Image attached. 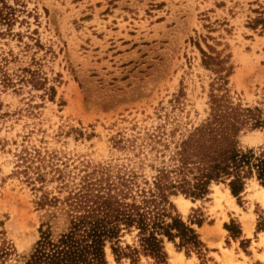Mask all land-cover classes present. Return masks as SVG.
I'll list each match as a JSON object with an SVG mask.
<instances>
[{
    "label": "rangeland",
    "instance_id": "rangeland-1",
    "mask_svg": "<svg viewBox=\"0 0 264 264\" xmlns=\"http://www.w3.org/2000/svg\"><path fill=\"white\" fill-rule=\"evenodd\" d=\"M6 3L13 18L0 23V245L13 251L0 264H20L42 223L64 230L65 206L50 201L87 178L109 170L133 181L139 196L161 168L176 166L181 139L209 115L211 93L222 92L221 72L205 54L227 60L234 103L264 111V0ZM239 141L258 148L264 129H245ZM254 180L233 195L238 207L224 182L213 181L201 198L171 193L205 250L187 253L165 239L164 264H264V204ZM108 261L131 264L110 252ZM140 264L157 263L141 254Z\"/></svg>",
    "mask_w": 264,
    "mask_h": 264
},
{
    "label": "trees",
    "instance_id": "trees-1",
    "mask_svg": "<svg viewBox=\"0 0 264 264\" xmlns=\"http://www.w3.org/2000/svg\"><path fill=\"white\" fill-rule=\"evenodd\" d=\"M0 2V23H10L13 11L5 10L6 0ZM205 56V64H213L221 72L217 81L222 92L211 93L209 115L181 139L175 153L176 166L161 168L153 182L139 190V196L133 191V181L103 170L64 198L54 197L50 202L65 206L66 228L53 232L50 225L42 223L20 264H109V252L117 261L127 257L131 264H140L141 254H145L164 264L165 239L187 253L203 255L205 243L200 234L175 209L169 195L181 191L201 198L216 181L227 183L231 193L240 198L247 179L253 177L264 186V144L243 147L239 141L245 129H264V111L234 103L226 87L231 72L225 65L227 60ZM7 79L5 73L3 81ZM173 171L176 179L171 177ZM196 220L202 224L201 219ZM225 227L233 231L230 225ZM134 232L135 241L126 242L125 236ZM12 251L13 246L4 240L0 258L9 257Z\"/></svg>",
    "mask_w": 264,
    "mask_h": 264
},
{
    "label": "bare ground",
    "instance_id": "bare-ground-1",
    "mask_svg": "<svg viewBox=\"0 0 264 264\" xmlns=\"http://www.w3.org/2000/svg\"><path fill=\"white\" fill-rule=\"evenodd\" d=\"M254 182L259 186L258 191H257V195L264 204V186L259 184L257 180H254ZM215 186L218 187V184H215ZM224 196L227 198V200L231 201V203H233L234 206L238 207V205L235 203V198H234L233 194L231 193V191L228 187H226V190L224 192ZM188 202H189L188 199L180 196L179 203L184 209L187 207ZM245 227L248 231H250L252 228V223L247 222ZM263 243H264V240H263Z\"/></svg>",
    "mask_w": 264,
    "mask_h": 264
}]
</instances>
